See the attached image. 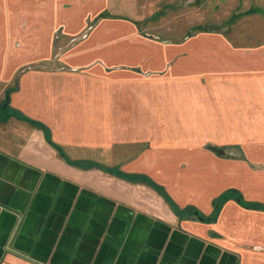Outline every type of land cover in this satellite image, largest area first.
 Segmentation results:
<instances>
[{"label":"crops","instance_id":"crops-1","mask_svg":"<svg viewBox=\"0 0 264 264\" xmlns=\"http://www.w3.org/2000/svg\"><path fill=\"white\" fill-rule=\"evenodd\" d=\"M118 7L0 0V264H264V43Z\"/></svg>","mask_w":264,"mask_h":264},{"label":"rangeland","instance_id":"rangeland-1","mask_svg":"<svg viewBox=\"0 0 264 264\" xmlns=\"http://www.w3.org/2000/svg\"><path fill=\"white\" fill-rule=\"evenodd\" d=\"M111 2L121 4V7L116 8V12L134 14L137 18L141 17L142 23L156 19L154 24L150 23V26L154 25L156 28L146 31L156 32L161 39L185 40L208 29L224 33L226 39L231 40L235 45L249 47L264 43V37L252 36L254 34L251 31L258 27L264 28V18L247 16L238 21L237 18L241 14L238 13L237 8L231 5H219V0H111ZM228 2L227 0L225 4ZM236 22L237 33L234 28ZM255 152L241 151L240 155L250 159L252 154L258 155V152Z\"/></svg>","mask_w":264,"mask_h":264},{"label":"trees","instance_id":"trees-1","mask_svg":"<svg viewBox=\"0 0 264 264\" xmlns=\"http://www.w3.org/2000/svg\"><path fill=\"white\" fill-rule=\"evenodd\" d=\"M27 121H29V122H31V123H33V124H36V125H39L38 123H36V122H33V121H30V120H28V119H26ZM210 149H212L211 147H210ZM233 195V193H225L224 195H222V197L220 198V200H219V204L223 201V200H225L226 198H228L229 196H232ZM218 204V203H217Z\"/></svg>","mask_w":264,"mask_h":264}]
</instances>
